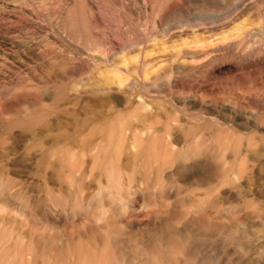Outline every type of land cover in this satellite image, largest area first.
<instances>
[{
    "label": "rangeland",
    "instance_id": "obj_1",
    "mask_svg": "<svg viewBox=\"0 0 264 264\" xmlns=\"http://www.w3.org/2000/svg\"><path fill=\"white\" fill-rule=\"evenodd\" d=\"M162 3L151 12L146 0H0V103H18L0 108V264H264V185L242 197L208 192L200 171L222 169L208 141L187 158L161 143L173 125L190 126L185 96L233 80L237 55L245 71L264 70V0ZM198 49L207 58L179 59ZM242 92L232 101L245 111L264 106V94L255 103ZM135 115L155 135L129 153L119 134ZM253 136L237 134L243 144Z\"/></svg>",
    "mask_w": 264,
    "mask_h": 264
},
{
    "label": "bare ground",
    "instance_id": "obj_2",
    "mask_svg": "<svg viewBox=\"0 0 264 264\" xmlns=\"http://www.w3.org/2000/svg\"><path fill=\"white\" fill-rule=\"evenodd\" d=\"M38 1V0H37ZM43 1V0H41ZM81 1V0H80ZM148 3H153L154 5L151 7V12H153L154 10H156L155 8L157 7V5L163 4L162 1L163 0H146ZM168 1L170 0H165V3H168ZM189 1V0H188ZM191 1V0H190ZM199 3L204 2L205 0H195ZM208 1V0H206ZM218 1V0H217ZM14 2V1H12ZM19 2V1H18ZM33 2V1H32ZM31 2V3H32ZM35 2V1H34ZM40 2V1H39ZM37 2V3H39ZM125 2V1H124ZM220 2V1H219ZM26 3V2H25ZM45 3V2H44ZM48 3V2H47ZM55 3V2H54ZM58 3V2H56ZM138 3V2H137ZM170 3V2H169ZM187 3V1H186ZM213 3V2H212ZM16 4V3H15ZM14 4V5H15ZM24 4V3H23ZM51 4V3H50ZM126 4V3H125ZM130 4V3H129ZM128 4V5H129ZM133 4V3H132ZM202 4V3H201ZM27 5V4H26ZM42 5V4H41ZM131 5V4H130ZM152 5V4H151ZM166 5V4H165ZM172 5V4H171ZM176 6V4H174ZM19 6V5H17ZM48 6V5H47ZM125 6V5H124ZM137 6V5H136ZM41 7V6H40ZM119 7V6H118ZM145 7V6H144ZM165 7V6H164ZM180 7V6H178ZM184 7V6H183ZM39 8V7H38ZM44 8V7H43ZM80 8V7H79ZM182 8V7H181ZM181 8H177L171 6L170 11H174L178 9L181 10ZM90 9V8H89ZM168 9V8H166ZM33 10V9H32ZM120 10V9H119ZM146 10V9H145ZM165 11V10H164ZM167 11V10H166ZM69 12V11H68ZM71 12V11H70ZM74 12V11H73ZM176 12V11H174ZM53 13V12H52ZM58 13V12H57ZM79 13V12H78ZM150 13V12H149ZM168 13V12H167ZM173 13V12H172ZM49 14V12H48ZM68 14V13H67ZM85 14V13H84ZM53 15V14H52ZM45 16V15H44ZM65 16V15H64ZM148 17V16H147ZM165 18V17H164ZM173 18V17H172ZM169 19V18H168ZM161 25V24H160ZM186 25V24H185ZM196 26V25H195ZM194 26V27H195ZM198 26V25H197ZM173 32V31H172ZM163 33V31H162ZM194 33V32H193ZM196 33V32H195ZM158 34V33H157ZM171 34V33H170ZM196 36V37H195ZM195 40L197 38L196 41H194V45L195 46H199L200 44H202V40L200 38V40H198L199 38L197 37L198 35L195 34ZM126 37V36H125ZM154 39V38H153ZM156 39V38H155ZM226 39V36H220V38L218 39L219 41H224ZM211 40V39H210ZM217 40V39H216ZM217 40V41H218ZM139 42V40H137ZM213 41V40H212ZM211 41V42H212ZM217 41H213L214 43H216ZM218 41V42H219ZM193 42V41H192ZM209 42V41H208ZM217 42V43H218ZM140 44V43H139ZM192 44V43H191ZM210 44V42H209ZM190 45V44H189ZM205 45V44H204ZM183 46V45H181ZM186 46L187 43H186ZM193 46V45H192ZM209 46V45H208ZM216 46V47H215ZM214 46V50L216 49L218 52H223V50L228 49L231 50V48H234V44H229V45H221L220 47H218L217 45ZM148 48V47H147ZM193 48V47H192ZM200 48V47H199ZM202 49H205V47H201ZM211 48V47H210ZM213 48V47H212ZM211 48V49H212ZM222 49V51H219L218 49ZM151 49V48H150ZM183 49V48H182ZM188 49V48H187ZM196 49V48H195ZM210 49V50H211ZM213 50V49H212ZM211 50V52H212ZM147 51V50H146ZM209 49L207 50H193V51H187L184 53H180L179 59L181 58L184 60H190L193 62L199 61V60H203L202 58H207L206 56L209 55ZM227 52V51H226ZM142 53V52H141ZM213 53V52H212ZM232 53V52H231ZM235 53V52H234ZM178 54V53H177ZM211 54V53H210ZM242 54V53H241ZM142 55V54H141ZM148 55V54H146ZM237 55V53H236ZM252 55V54H250ZM133 56V55H131ZM137 56V55H136ZM175 56V55H173ZM134 57V56H133ZM147 57V56H146ZM163 57V56H161ZM150 58V57H149ZM165 58V57H164ZM254 58V56H253ZM136 59V58H135ZM148 59V58H147ZM144 60L145 61H147ZM170 59V58H169ZM178 59V60H179ZM142 60V61H143ZM156 60V59H155ZM160 60V58H159ZM227 60V59H226ZM225 60V61H226ZM152 61V60H150ZM210 61V59H208V62ZM230 61V59L228 60ZM247 58L245 55H237V57H235V59L231 60L232 63V67L233 69L228 70L229 74H234L233 80L232 81H227L225 82L223 85L218 86V88H214V90H208V87L205 88H199V89H195L194 93V97L190 98V97H186V100L183 102L184 106H191L190 108V112H185V114L187 115V117L189 119H191L190 121H192L189 125L187 126V129L184 130V128L182 127H177V126H172L175 127L174 128H168L166 134H164V138L162 139L161 143L167 144L168 146L170 145L171 149L170 151H164L166 154L170 153V156H177L178 158H181L182 156H184V158L187 157H194V155H199V153L201 151H204V147L203 145H195V143H197L200 140H205L208 143V150L206 152L209 153V155H212V161H216L221 165V170L219 173H217V171L215 172H203L202 170L200 172L203 173L199 174L201 175V177H199V175H194V176H198L200 179V182L203 186V188H205L208 192H220L222 195H230L231 193H234L235 195L242 197V195H246L248 194H252L257 187L263 186L264 185V149H259L256 148L257 145H259L257 143L256 140H259L261 142L264 141V106L261 105H256L254 107V109H251L250 111H245L246 108H248V104H244L245 106H243L241 102H239V100H234L232 101L233 97H235V99H239L241 98L240 93H236L239 92L240 90H242V93H248L250 95H254L253 99L256 102L259 103V101H261V97L264 94V84H262V87L259 88L257 85V80L259 79L258 76L263 75L264 70L261 71H254V72H249V71H245L248 70V68L250 67L249 64H247ZM264 61V60H263ZM131 62V60H130ZM180 62V61H179ZM207 62V61H206ZM153 63V62H152ZM183 63V62H181ZM192 63V62H191ZM197 63V62H196ZM201 63V62H199ZM204 63V62H203ZM210 63V62H209ZM209 63L207 66H209ZM257 63V62H256ZM159 64V63H158ZM171 64V63H170ZM175 64V63H174ZM177 64V63H176ZM195 64V63H194ZM184 65V64H182ZM192 65V64H190ZM206 66V63L204 64ZM253 65V64H252ZM138 66V65H137ZM148 66V65H147ZM169 66V65H168ZM194 66V65H193ZM152 67V66H151ZM163 67V66H162ZM195 67V66H194ZM202 67V66H201ZM258 67V66H257ZM263 67V66H262ZM261 67V68H262ZM148 68V67H147ZM153 68V67H152ZM173 68V67H172ZM181 68V66H180ZM191 68V66H190ZM196 68V67H195ZM211 68V67H210ZM213 68V67H212ZM160 69V68H159ZM162 69V68H161ZM164 69V68H163ZM194 69V68H193ZM206 69V67H205ZM230 69V68H229ZM244 69V70H243ZM251 69V68H250ZM155 70H158V68L156 67ZM154 70V71H155ZM166 70V69H165ZM164 70V72H165ZM170 70V69H169ZM167 70V71H169ZM203 70V69H202ZM144 73L141 76L143 79L146 78L147 74H149L148 70H143ZM151 71V70H150ZM153 71V72H154ZM166 71V72H167ZM186 71V70H185ZM184 71V72H185ZM195 71V70H194ZM240 71H245V73L239 74ZM134 72V71H133ZM157 72V71H155ZM173 72V71H172ZM151 73V72H150ZM159 73V71H158ZM163 73V72H162ZM176 73V72H175ZM227 73V72H225ZM182 74V73H181ZM187 74V73H186ZM208 78L210 79H216L214 78V71H208L207 73ZM157 75V73H156ZM161 75V74H160ZM163 75V74H162ZM165 75V74H164ZM203 75V74H202ZM254 78V80H252V78ZM251 78V79H250ZM142 79V80H143ZM208 79V81H209ZM120 80V79H119ZM211 83V82H210ZM219 83V82H216ZM181 84V82L179 83ZM215 84V83H214ZM213 84V85H214ZM187 85V84H186ZM212 85V83L210 84ZM216 85V84H215ZM218 85V84H217ZM189 86V85H188ZM188 88V87H187ZM224 88V89H223ZM222 89L224 91H222ZM189 90V89H188ZM239 90V91H237ZM210 91V92H208ZM178 92V91H177ZM254 92V94H253ZM202 94L201 96L199 94ZM192 94V93H191ZM224 96H223V95ZM5 95V94H4ZM221 95V96H220ZM75 96V95H74ZM68 97V96H67ZM71 97V96H70ZM73 97V96H72ZM5 98V97H4ZM63 98V97H62ZM66 99V98H65ZM179 99V98H178ZM177 99V100H178ZM182 99V98H181ZM189 99V100H188ZM249 99V98H248ZM251 99V98H250ZM249 99V100H250ZM5 100V99H4ZM74 100V99H73ZM86 100V99H85ZM96 100V99H94ZM104 100V99H103ZM66 101V100H65ZM70 101V100H69ZM77 101V100H76ZM87 101V100H86ZM89 101V100H88ZM183 101V100H182ZM3 101V103H0V108H2L3 112H9L12 111L11 109L16 107L18 105V103H13L10 102L9 100L7 102ZM72 102V101H71ZM96 102H98L96 100ZM124 102V101H123ZM181 102V101H180ZM262 102V101H261ZM103 103V102H102ZM182 103V102H181ZM64 104V103H63ZM81 104V102H80ZM100 105V101L97 103V105ZM135 104V103H134ZM145 104V102L143 103ZM179 104V102H178ZM67 105V104H66ZM98 105V106H99ZM97 106V108H98ZM99 106V107H100ZM64 107V105H63ZM93 107V105H92ZM105 107V106H104ZM108 107V106H107ZM94 108V107H93ZM102 108V107H101ZM67 109V108H66ZM100 109V108H99ZM129 109V108H128ZM119 110V108H118ZM181 110V109H180ZM60 111V110H59ZM96 111V110H94ZM100 111V110H99ZM120 111V110H119ZM55 112V111H54ZM89 112V111H88ZM118 112V111H117ZM184 112V111H183ZM102 114V112H100ZM104 113V112H103ZM59 114V112H58ZM99 114V113H98ZM100 114V115H101ZM90 116V114H88ZM103 115V114H102ZM109 115V114H108ZM105 116V115H104ZM119 116V115H118ZM121 116V115H120ZM124 116V115H123ZM95 117V116H94ZM97 118V117H96ZM99 118V117H98ZM97 118V119H98ZM102 118V117H101ZM146 118L145 115H135V120H134V124L131 123V125L129 126V124L127 123L126 125H128L129 127L124 128L123 132H120V140L119 141H123V143L125 144V148H127V151L133 152L137 150V147L139 146L140 143L147 142L148 140H150V137L153 135H151V132L149 131V134L145 131H141L138 128V125L140 123H144V119ZM92 119V117H91ZM186 120V119H185ZM184 122V121H183ZM189 122V121H188ZM51 123V122H50ZM188 124V123H187ZM53 125V124H52ZM157 125V124H156ZM171 125V124H170ZM53 127V126H52ZM186 127V126H185ZM159 128V127H158ZM162 128V127H161ZM164 128V127H163ZM149 130H151L150 128H148ZM166 129V128H165ZM144 130V129H143ZM122 131V130H121ZM147 131V130H146ZM162 131V130H161ZM165 131V130H164ZM157 134L158 131L156 130ZM248 132L254 134L253 137H251L250 139H248V141H246L247 143L243 144V141H241V139L239 137H237L238 133H242L247 135ZM155 133V132H154ZM165 133V132H164ZM151 135V136H150ZM155 135V134H154ZM153 135V136H154ZM152 136V138H154ZM22 137V135H21ZM113 137V136H112ZM156 137H159L158 135ZM155 137V138H156ZM249 137V136H248ZM151 138V139H152ZM160 139V137H159ZM159 139H155V143L159 140ZM246 139V137H245ZM121 141V142H122ZM160 141V140H159ZM158 141V142H159ZM118 142V141H116ZM153 142V141H151ZM144 143V144H146ZM142 144V145H144ZM158 144V143H156ZM154 145V144H153ZM161 146V145H160ZM165 146V145H164ZM179 146V147H178ZM255 147V148H254ZM258 147V146H257ZM139 148V147H138ZM156 148V147H155ZM178 148V149H177ZM254 148V149H252ZM15 149V148H14ZM86 149V148H85ZM164 149V148H163ZM97 150V149H96ZM156 150V149H155ZM138 151V150H137ZM126 153V152H125ZM139 152H136L135 154L138 155ZM133 154V153H132ZM156 154V153H154ZM153 154V155H154ZM126 155V154H125ZM164 155V154H163ZM129 156V154H128ZM135 156V155H134ZM139 156V155H138ZM156 156V155H154ZM169 156V155H168ZM169 156V157H170ZM160 157H162L160 155ZM170 157V158H171ZM206 157V156H205ZM42 158V157H41ZM128 158V157H127ZM156 158V157H154ZM153 158V159H154ZM164 158V156L162 157ZM168 158V157H167ZM198 158V157H197ZM152 159V158H149ZM158 159H160L158 157ZM157 158L155 159L154 162H151V165L154 164L156 162ZM163 160V159H160ZM158 160V161H160ZM165 160H167L165 158ZM129 161V160H127ZM140 161V160H139ZM204 161V160H203ZM134 162V161H133ZM162 162V161H161ZM199 162V161H198ZM214 162V163H216ZM160 163V162H159ZM172 163V162H171ZM178 163V162H177ZM201 162H199L200 164ZM213 163V162H212ZM157 165V163H155ZM186 164V163H184ZM178 165V164H177ZM183 165V164H182ZM218 165V164H217ZM216 165V167H217ZM164 166V165H163ZM192 166V165H191ZM200 166V165H199ZM190 167V166H189ZM188 167V168H189ZM195 166H193L194 168ZM196 167H198V165H196ZM210 167V165H209ZM160 167L157 166H153L151 169L155 172L158 171ZM176 168V167H175ZM202 168V167H200ZM199 168V170H200ZM212 168V167H211ZM220 168V167H219ZM180 171V168H177ZM186 169V168H185ZM215 169V168H214ZM178 170H176L178 173ZM205 170V169H204ZM208 170V169H207ZM148 171V170H147ZM181 171H185V170H181ZM209 171V170H208ZM153 172V173H154ZM152 173V174H153ZM158 174L160 173L159 171L157 172ZM185 173V172H184ZM196 173V172H193ZM198 173V172H197ZM155 174V173H154ZM166 174V173H165ZM179 174V173H178ZM177 175V174H176ZM180 175V174H179ZM183 175V174H181ZM193 175V174H192ZM154 176V175H153ZM181 177V176H180ZM195 177H193L192 179L194 180ZM244 179L246 180V184L244 183H240L239 180ZM200 184V183H199ZM244 184V185H243ZM188 186V185H187ZM197 187V186H196ZM190 188V187H188ZM263 189V188H262ZM263 191V190H262ZM256 194V193H255ZM263 196V195H262ZM261 197V196H260ZM249 199V198H248ZM257 199V198H256ZM254 200V199H253ZM258 200V199H257ZM262 200V199H261ZM248 201V200H247ZM259 201V200H258ZM262 202H264L262 200ZM261 203V202H260ZM259 205V203H258ZM257 207V206H256ZM250 208V207H249ZM260 210L263 211L264 210V203H262L260 205ZM255 213V212H254ZM254 215V214H253ZM56 251V250H55ZM55 255V254H54ZM58 256V255H57ZM89 256V255H88ZM77 257V256H76ZM82 257V256H81ZM84 258V257H83ZM90 258V257H88ZM51 260V259H50ZM65 260V259H64ZM77 260V259H76ZM92 260V259H91ZM68 261H70L68 259ZM73 261V260H72ZM79 261V260H78ZM84 261V260H83ZM54 264V262H53ZM60 264V263H59ZM79 264V263H78ZM82 264V262H81ZM89 264V263H88Z\"/></svg>",
    "mask_w": 264,
    "mask_h": 264
}]
</instances>
